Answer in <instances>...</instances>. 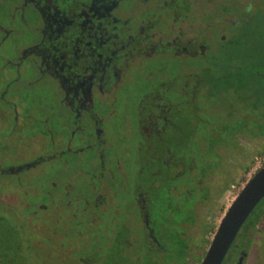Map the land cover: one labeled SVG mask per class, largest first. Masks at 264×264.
<instances>
[{
  "label": "flooded vegetation",
  "instance_id": "1",
  "mask_svg": "<svg viewBox=\"0 0 264 264\" xmlns=\"http://www.w3.org/2000/svg\"><path fill=\"white\" fill-rule=\"evenodd\" d=\"M65 3L0 0V264H201L264 168V0Z\"/></svg>",
  "mask_w": 264,
  "mask_h": 264
},
{
  "label": "water",
  "instance_id": "2",
  "mask_svg": "<svg viewBox=\"0 0 264 264\" xmlns=\"http://www.w3.org/2000/svg\"><path fill=\"white\" fill-rule=\"evenodd\" d=\"M264 199V168L242 189L222 217L201 264H221L238 232Z\"/></svg>",
  "mask_w": 264,
  "mask_h": 264
},
{
  "label": "snow or ice",
  "instance_id": "3",
  "mask_svg": "<svg viewBox=\"0 0 264 264\" xmlns=\"http://www.w3.org/2000/svg\"><path fill=\"white\" fill-rule=\"evenodd\" d=\"M56 2L58 3L59 6L61 7H71V4H66L65 0H56ZM49 4L53 3V0H48ZM55 22V21H53ZM57 27L59 28V25H57ZM42 47L45 49V51H40L39 49H32L33 52H35V54L37 56H42L44 57L45 63L48 62L49 59L52 60L53 65H55L57 63V61L55 60L54 56L52 55V53L58 52L59 49H63V53L62 55H60V61H63L65 59V56L68 54L69 52V46L67 44H61L59 45V48L53 47V48H49L48 45L43 44ZM69 64H74L73 61H69ZM50 71H53V68L50 66ZM56 74H60L62 73V68L60 69H56ZM61 78L63 79V76H61ZM64 84L67 86L66 87V91H74V88L72 87V85L70 84L69 80H64L63 81ZM81 88L84 87L83 84L80 85Z\"/></svg>",
  "mask_w": 264,
  "mask_h": 264
},
{
  "label": "rangeland",
  "instance_id": "4",
  "mask_svg": "<svg viewBox=\"0 0 264 264\" xmlns=\"http://www.w3.org/2000/svg\"><path fill=\"white\" fill-rule=\"evenodd\" d=\"M262 240H264V234H263V239Z\"/></svg>",
  "mask_w": 264,
  "mask_h": 264
}]
</instances>
